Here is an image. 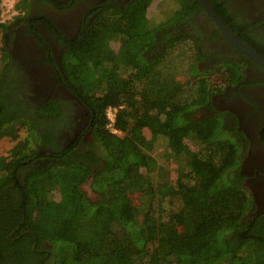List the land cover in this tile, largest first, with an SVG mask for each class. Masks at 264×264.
Segmentation results:
<instances>
[{
  "label": "trees",
  "instance_id": "1",
  "mask_svg": "<svg viewBox=\"0 0 264 264\" xmlns=\"http://www.w3.org/2000/svg\"><path fill=\"white\" fill-rule=\"evenodd\" d=\"M153 1L97 2L74 33L32 14L30 0L16 4L24 16L0 20V145L16 142L0 155V264H264V204L243 173L249 140L213 106L222 87L264 67L227 42L198 0H161L172 13L164 20L149 16ZM210 1L264 55L254 32L264 0ZM19 29L89 111L83 128L75 99L39 94L40 76L20 66ZM217 39L232 52L216 56ZM111 105H123L121 135L107 127ZM202 107L210 111L196 117ZM157 139L177 165L174 183L153 154Z\"/></svg>",
  "mask_w": 264,
  "mask_h": 264
},
{
  "label": "flooded vegetation",
  "instance_id": "2",
  "mask_svg": "<svg viewBox=\"0 0 264 264\" xmlns=\"http://www.w3.org/2000/svg\"><path fill=\"white\" fill-rule=\"evenodd\" d=\"M30 1L32 14H36L41 10L44 14L49 15L59 27L67 30V32H71L74 29L75 22L90 8L89 6L102 0H79L71 9L66 11H61L60 8L51 6V0ZM115 1L121 2L122 0ZM24 15L25 13L23 12L22 15H18L16 18ZM249 15L256 17L249 16L247 19L258 21V19H262L263 13H258L257 15L256 13H250ZM254 32L257 33L258 37L264 39V23H259ZM18 33L19 35L13 41V48L18 53H21L20 55L24 58L20 66H24V68L40 76L39 94L62 95L76 100L74 95L56 84L55 77L51 74L53 66L51 64H44L43 61L41 62L45 57L41 47L31 37L25 36L22 29H19ZM211 45L215 47V51H213L216 53V56L222 55L224 51L226 53L232 52L226 41L223 42L217 39ZM204 49L207 50L208 56H210L211 49L205 45ZM58 54L59 52H57V56L60 58V54ZM204 64L209 65L208 62H199L201 69L205 66ZM244 76V83L222 87L221 91L215 93L213 96V106L220 113L230 114L227 116V120H230V122H233L232 116L235 115L238 119L239 129L243 131L249 140L243 163V173L246 175L247 186L254 193L256 201L260 206L264 204V135L262 134L264 133V69L258 66L250 67L244 71ZM77 102L76 100L75 103ZM77 104L80 107L79 109L82 110L81 121L83 122L81 124L77 121V124L83 128L87 123L89 111L81 103L78 102ZM203 108L205 112L210 111L207 107L200 109Z\"/></svg>",
  "mask_w": 264,
  "mask_h": 264
},
{
  "label": "rangeland",
  "instance_id": "3",
  "mask_svg": "<svg viewBox=\"0 0 264 264\" xmlns=\"http://www.w3.org/2000/svg\"><path fill=\"white\" fill-rule=\"evenodd\" d=\"M19 0H0V20L2 22H12L16 19V17L18 15H22L23 12L19 11L16 8V4L18 3ZM161 0H154L152 2V4L149 7V16L152 18H158L157 20H164L166 18H168L172 13L171 10H165L161 13V8H159V3ZM162 1H166V0H162ZM161 13V15H160ZM168 16V17H167ZM78 21V20H77ZM76 21V22H77ZM74 29L71 30L70 33H74L76 26L73 27ZM46 30V29H45ZM47 31V30H46ZM47 35H49V32L47 33ZM190 42L188 41L186 44L188 45ZM113 47H117L118 46V42L114 41L112 43ZM195 116L196 117H203L205 114V109H199L195 112ZM145 135L148 138H151V131L149 129H145L144 131ZM117 134H122L121 132L117 133ZM26 134L25 132L22 134V137H25ZM14 144H16L15 141H11L9 139H5L2 141L1 145H0V155H7L9 150L14 146ZM191 146L195 147V145H193L192 143H190ZM153 154L154 156L157 158L158 163L164 167H166L169 171V178L170 181L174 183V181L177 178V165L174 161L172 160H168V157L165 154L164 151V142L157 139L156 142L154 143V149H153ZM145 173V170L143 171ZM152 178H156L155 175H152ZM155 180V179H154ZM85 190H87L89 196L93 197L95 194L92 191L91 185H90V181L87 182L84 185Z\"/></svg>",
  "mask_w": 264,
  "mask_h": 264
},
{
  "label": "water",
  "instance_id": "4",
  "mask_svg": "<svg viewBox=\"0 0 264 264\" xmlns=\"http://www.w3.org/2000/svg\"><path fill=\"white\" fill-rule=\"evenodd\" d=\"M204 11L208 14V16L213 20L215 25L220 30L221 34L229 44L234 46L236 49L241 51L246 56L253 59L256 63L264 67V55L254 49L250 44L246 41L242 40L237 34H235L227 25L222 15L216 9V7L212 4L210 0H198Z\"/></svg>",
  "mask_w": 264,
  "mask_h": 264
},
{
  "label": "built area",
  "instance_id": "5",
  "mask_svg": "<svg viewBox=\"0 0 264 264\" xmlns=\"http://www.w3.org/2000/svg\"><path fill=\"white\" fill-rule=\"evenodd\" d=\"M123 107V105L120 106H109L106 109V118H107V127L113 132V133H119L120 131L116 127V121L117 116L119 113V110Z\"/></svg>",
  "mask_w": 264,
  "mask_h": 264
}]
</instances>
